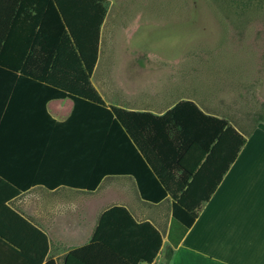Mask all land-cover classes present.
Wrapping results in <instances>:
<instances>
[{
  "label": "trees",
  "instance_id": "obj_1",
  "mask_svg": "<svg viewBox=\"0 0 264 264\" xmlns=\"http://www.w3.org/2000/svg\"><path fill=\"white\" fill-rule=\"evenodd\" d=\"M108 12L107 0H0V149L5 154L16 149L12 159H0V190H8L0 205L43 182L51 190L93 192L105 176L131 175L144 200L158 204L172 196V231L182 230L178 244L246 138L228 119L206 115L193 101L179 102L162 117L108 106L92 83ZM67 98L73 111L57 121L47 103ZM25 137L48 140L32 144L33 151ZM19 151L25 158L21 167L15 162ZM52 151L50 176L40 170ZM30 156L36 158L32 164ZM3 208L14 217L0 216V237L14 246L12 264H43L47 235ZM10 225L18 227L20 242L13 241ZM162 246L150 222L137 223L127 208L114 206L100 216L91 241L72 249L65 264H153ZM172 255L169 248L165 264Z\"/></svg>",
  "mask_w": 264,
  "mask_h": 264
},
{
  "label": "crops",
  "instance_id": "obj_2",
  "mask_svg": "<svg viewBox=\"0 0 264 264\" xmlns=\"http://www.w3.org/2000/svg\"><path fill=\"white\" fill-rule=\"evenodd\" d=\"M108 16L109 12L102 26L100 43L102 32L109 22ZM101 55L99 49L92 83L108 106L129 113L162 117L179 102L193 101L206 115L225 118L214 114L213 110L209 108V103L205 104L188 85L195 80L196 76L195 72H191L190 67H181V64L188 62L168 56H158L152 62L148 55L140 54L137 57L138 61L131 69L126 68L120 72L107 74L101 67L103 58ZM188 87L189 91H186ZM65 100L70 101L63 105ZM73 107L74 102L68 98L54 99L47 103L49 114L60 122H64L70 117ZM239 132L241 131L239 130ZM241 133L246 138L245 145L222 177L214 193L206 202H203L196 221L185 232L178 244H175V240L182 235V230L179 228L176 233H173L171 229V224H173V198L171 195L158 203L169 202V213H160L154 217H149L139 209L133 210V203L123 199H119L121 202L118 200L114 202L115 205L113 203L106 206V209L99 215H94L93 210L86 211L84 208L83 210L86 211L84 214L76 212L74 215H57L50 213L62 212L71 207L79 210V205H69L62 209L51 205L52 207L47 209L45 205L37 204V201L41 200L39 195L45 193V189L52 192L61 188L90 191L68 186H59L51 190L45 186L46 182H43L32 186L23 194L10 200L5 206L11 208L47 235L49 252L43 264H47L49 261L65 264L66 257L72 249L83 247L91 241L100 216L104 211L114 206L127 208L137 223L150 222L160 231L163 237V246L153 264H159L161 260H164L163 264H165L164 255L169 248L173 249L169 264H264V126L258 125L248 135ZM29 140L25 137V142H30L29 148L34 151L35 148L31 146L32 144L48 140V138L34 137ZM17 145L18 148L28 152L26 146L19 143ZM15 150L12 146L11 150L5 154L3 149H0V159L7 158V161L10 157L12 159L15 156ZM23 153V151H19L15 160L19 167H21L20 162L25 160L24 156L23 159L21 156ZM35 160L34 156L29 157L31 164ZM60 161L62 170L66 169L68 167L66 160L61 158ZM5 166L6 162L1 168H5ZM54 167L55 157L52 151L46 157L44 169L40 171L52 176ZM109 177L115 182L123 183L122 185L110 184L111 191L126 190V186H130L133 190H137L139 197L144 202L151 203L142 198L137 180L131 175L105 176L95 191ZM7 191L4 188L0 190V200L5 197ZM5 206L0 205V216L8 214L7 216L13 218L14 221V217L6 213L3 208ZM24 208H27L28 211H24ZM165 220L170 222L168 230L163 228ZM1 222L2 218H0V224L4 226ZM10 226L13 241L20 242L22 237H20L18 227ZM26 240L31 242L30 238ZM12 248L14 246L7 239L0 237V264L14 263L11 260L14 255ZM68 264L78 263L70 262Z\"/></svg>",
  "mask_w": 264,
  "mask_h": 264
},
{
  "label": "rangeland",
  "instance_id": "obj_3",
  "mask_svg": "<svg viewBox=\"0 0 264 264\" xmlns=\"http://www.w3.org/2000/svg\"><path fill=\"white\" fill-rule=\"evenodd\" d=\"M107 2L109 22L100 43L104 73L131 69L140 54L148 55L152 62L158 56L180 58L188 62L181 67L188 66L196 74L188 85L205 104L209 103L214 114L225 117L246 135L258 125L264 126V0ZM65 101L63 105L70 100ZM112 183L118 182L105 179L93 193L45 189L37 204L47 209L79 205V210L71 207L50 214H84L91 209L99 215L106 206L123 199L133 203V210L149 217L169 213V202H144L130 186L111 191ZM169 226L165 220L163 228L168 230ZM163 261L158 260L159 264Z\"/></svg>",
  "mask_w": 264,
  "mask_h": 264
}]
</instances>
